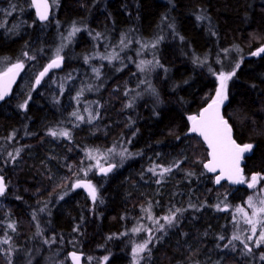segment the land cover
<instances>
[{
    "label": "trees",
    "instance_id": "trees-1",
    "mask_svg": "<svg viewBox=\"0 0 264 264\" xmlns=\"http://www.w3.org/2000/svg\"><path fill=\"white\" fill-rule=\"evenodd\" d=\"M26 1L29 23L34 26L21 33H0V56L16 57L28 49L43 67L52 51L44 52L43 47L55 43L56 30L38 29L43 23L36 21L31 2ZM169 9L173 26L168 25L174 30L159 41V63L149 73L159 103L143 98L135 113L127 107L128 90L140 80L135 64L115 70L98 95L97 118L91 125L68 123L69 137L51 135L54 124L68 117L70 107L57 102L51 88L42 92L45 82L20 92L16 87L9 99L0 102V175L8 184L0 196V264H17L15 252L41 248L44 235L54 240L52 246L66 264H71L73 251L82 254L83 261L90 257L101 264L107 257L104 264H129L130 230L146 206L156 215L181 209L176 212L178 226L152 245V264H249V256L264 252V246L250 253L240 244L222 247L233 227L231 210L250 195L264 199V179L254 189L215 184L214 175L204 170L208 150L189 131V116L212 100L215 74L233 71L241 61L227 83L223 112L236 140L254 145L243 164L245 176L264 174V55H253L264 44V0H63L57 18L65 24L74 19L88 21L93 31L116 35V40L123 30L134 37L152 34ZM198 16L208 22L202 23ZM194 20L201 22L196 26ZM84 34L72 48L77 58L90 47ZM83 41L86 48H81ZM65 55L63 69L51 76L79 65L80 57L77 61L69 58L70 53ZM206 57L210 62L199 63ZM24 103L26 107L21 108ZM92 127L94 134L89 132ZM116 144L129 145L137 157L107 176L96 172L84 176L88 152ZM177 159L181 163L165 181L144 173L148 164ZM80 179L90 180L96 188L95 201L74 186ZM64 190L67 193L56 200ZM46 203L48 222L36 218ZM40 221L48 230L39 231Z\"/></svg>",
    "mask_w": 264,
    "mask_h": 264
},
{
    "label": "rangeland",
    "instance_id": "rangeland-1",
    "mask_svg": "<svg viewBox=\"0 0 264 264\" xmlns=\"http://www.w3.org/2000/svg\"><path fill=\"white\" fill-rule=\"evenodd\" d=\"M12 2V0H0V25H2L0 26V33H21L22 31H25L27 27L34 26L33 22L29 23L28 16L30 12L27 5V1L17 0L16 2L14 0V2ZM51 2L55 9L53 13V20L38 27V29H44V31L54 29V31L56 30L57 32H55L57 34V40L55 41V43L50 46L44 45L43 47L44 52L49 48H51L52 50L51 54L48 57V60L53 57H56L57 49H60V56L65 58V54L69 56L70 53L71 57L69 58L72 60L76 59L77 56L72 53L73 49H71V51L69 49L74 46L73 43H75V46L79 45V43L81 42L80 36L83 33L87 35L86 38L88 37L89 39H87L89 40V43H91L90 47L88 46V50H86L81 55H78V58L76 59L78 61L80 57V63L78 66L68 69L63 74H53L54 76L52 75L51 77H49V79L45 80V83L43 84V87L41 89V91L43 90L42 92H44L45 90H47L46 88H51L54 95L56 96L55 99L57 100V102H59L61 105H64L65 108L70 107L68 117H62L60 119V122H58L60 124L55 123L53 126V131L58 133V135L56 136H70V129L67 127L68 123L74 125L88 123L91 125V123H93L98 116V95L100 94V92H102L103 88L106 87L107 82L109 81L110 77L114 74L115 70H121L124 67H127L129 64L136 65L137 72L140 74L139 78L141 81L138 80L137 86L132 90H128L129 98L127 100V107L135 113L138 108V103L140 101H143V98H146L144 100H149L152 103H159L160 95L156 86L151 84L149 73L154 71L153 69L157 67V64L159 63V60L156 57V52H158L157 45L159 41H163L166 38L165 33L169 32L170 29L174 30L172 27L173 24H171L173 22L170 16L172 15L170 9L164 14L165 19L161 20V22L158 24L159 26L157 25L159 28H155L151 37L150 35L146 37H134L133 33L130 34L128 31L123 30L122 32H119V35L115 40L116 35H107V33H104L103 31H93L94 28L91 29L87 24L88 21L85 20L74 19V21L72 20L67 25L63 24V26L61 24L63 22H61L57 18L63 0H52ZM11 5H15L14 11L11 9ZM9 12H11L10 15L8 14ZM58 20L59 24L57 23ZM81 21L86 22V25L84 23H78ZM74 22H76L77 24H74ZM168 24H171L172 26ZM73 27H76L80 30L75 32L73 35H69L72 32ZM57 29L59 30V32ZM77 36L78 38H76ZM86 43L87 42L84 41V45H82L81 48H86ZM67 51L68 53H66ZM24 53H27L28 55L25 56ZM29 57H31V55L28 49L22 51L16 57H12L11 55L7 54L0 56V72L7 70L13 64L17 63L20 60L26 61V70L23 74L24 76H22L25 80L22 78V80L20 81L21 85H18L17 87V90L19 92L23 89L28 88L29 86L30 88H33L34 83L32 82L35 81L39 70L42 68V65L39 66V60H37L36 57H32V59H29ZM86 57L88 58L87 62L85 60ZM105 57H112V59H105ZM200 61H203L202 64L210 62L209 58L207 57L201 59ZM240 63L241 61H238L234 65L233 71L236 69L237 64H239L240 66ZM94 68L99 70L98 73L93 71ZM209 69H213L212 65L209 66ZM221 72L229 73L232 71H220L215 74L217 83L215 92L212 96V100L215 98L217 89L220 88L219 75ZM30 74L32 76L36 74L33 76L34 80ZM77 90L79 91L77 92ZM227 90L228 88L226 87L228 97ZM82 93L84 94L82 95ZM96 99L98 102L96 101ZM227 100H225L224 104L227 102ZM23 105H25V103ZM73 113H76L77 115L74 116ZM190 116H194V114ZM79 117H83V119H79ZM94 130H96L95 127H92L89 131L90 134H94ZM62 131L68 132L69 136L59 135V133ZM17 150H19V147L15 151L16 154ZM135 157L137 156L130 151L129 145L120 146L116 144L101 151L90 150L86 157L87 165L83 170V174L84 176H89L92 173L96 172L100 167L114 161V163H117L118 168L124 167L129 162L134 160ZM180 163V159H177L174 163L169 162L168 164L151 163L146 166L144 173L150 176L151 178H155L157 181L162 182L165 181L171 175L172 171L176 169ZM164 168H170L171 171L163 172V174L161 175L162 170ZM152 169H154L155 172L151 171ZM252 176L253 174L246 177V186H248L249 183H252ZM262 179H264V174L257 176V180L254 182L255 187H249V189L257 188L260 184H262ZM65 193H67L66 190L61 191L55 199L58 200L60 197L64 196ZM249 197L252 198V204L255 205V208L249 205ZM249 197H247L243 203L236 205L234 209L231 210L233 227H231L230 237L225 239V242L223 243L222 247H224L225 244H228V241L232 240L233 236H238L239 239L233 240L232 244H229L228 247L225 248H235L238 244H240V246L245 249H251L250 252H252L255 248L257 251L261 250L258 248L264 246V241L260 240V233L264 232V213H259L257 211L260 207H264V203H262L264 202V199L258 201L255 200L254 197L251 195ZM55 199L52 200V204L54 203ZM46 204L39 208L36 213V218L40 220L44 219L46 220V222H48V209L46 207L48 206V204ZM221 208H224V206H221ZM227 210H229V207H227ZM171 214L172 213H164L161 215H156L150 207L146 206L144 208L142 214L135 221V224L130 230V235L132 237L131 242L133 247L129 264H137V260L139 261V264H152V258H154L152 257V254L154 253V251L151 249L152 245L154 244L155 246L158 242L164 240L165 236L170 234L169 231L177 227L179 224L177 214L176 221L173 222L172 226H169L167 222L163 219V217L169 216ZM249 221H252V223H249ZM40 222L42 223V221ZM161 224L164 225L163 229L160 228ZM30 227L32 228L31 225ZM38 229L40 232L43 231V229L44 231L48 230L47 226L45 225V222L42 223V226L38 224ZM253 229H255V233H253ZM25 235L26 234L24 232L23 236L25 237ZM150 238L152 240V243L148 244V248L151 250L150 253L145 250L144 252L140 253L138 257L134 258V250L136 249V247L138 245L144 244ZM42 240L45 245L43 244L41 248L33 247L32 249H25L24 251H16V257L19 258L16 261L17 264H36L37 256L41 257V264H66L65 259L58 257L59 255H61V253H59V249L52 246L54 240H49L45 235ZM257 242H259V246H257ZM250 252L248 251V253ZM262 255H264V252H261V254L257 255V257L249 256L248 258L251 259L249 264H264V259H261ZM255 258H257L256 261ZM54 259L56 262H54ZM12 260L14 261V259ZM83 262L84 264H100L99 261L96 262L90 257L87 261Z\"/></svg>",
    "mask_w": 264,
    "mask_h": 264
},
{
    "label": "snow or ice",
    "instance_id": "snow-or-ice-1",
    "mask_svg": "<svg viewBox=\"0 0 264 264\" xmlns=\"http://www.w3.org/2000/svg\"><path fill=\"white\" fill-rule=\"evenodd\" d=\"M11 9L15 10V5L10 6ZM42 7V11L38 13L39 19L41 21H45L48 19V4L47 0H42V4L40 5ZM9 15L11 12L8 13ZM205 17L198 16L197 20H203ZM2 26V25H0ZM80 29L73 27L72 32L69 35H73L75 32L79 31ZM99 35V34H97ZM162 39V38H161ZM181 39H183L181 37ZM158 42V41H157ZM227 51V50H225ZM60 49H57L56 58L51 61L50 64L45 68L44 72L40 73V77H43L49 69L57 68L60 66V63L63 61V57L60 56ZM260 53H264V47H261L258 49L256 53H253V55H258ZM25 56H27V53H24ZM29 59H32V57H29ZM87 57L85 58L87 62ZM105 59H112V57H105ZM199 63H203V61H199ZM23 68L22 63H17L13 65L12 69H9L10 72L15 70H19ZM236 68H239V64L236 65ZM94 72L98 73V69H93ZM235 75V71L229 72V73H223L221 72L219 75L220 79V88L217 89L215 98L212 100V103L208 105L207 108L203 110V112L199 116H190L189 120H191L192 123V132L199 133L203 139L207 142L208 146L211 148L210 156L212 157L207 164L204 165V167L211 172H215L216 169L219 167L221 169V175L216 177V183H220V181L227 176V179L232 181L235 184L244 183V177L242 176V170L239 167L240 160L242 157V154L244 152L249 151L253 146L251 144H245L243 146H240L236 144V142L232 139V128L229 125L228 121L224 119V117L220 114V107L224 104L225 100H227V81H229L233 76ZM40 80L37 79L36 83L39 84ZM9 91V83L5 82L3 84H0V100H3L5 96L8 94ZM131 106V105H129ZM21 108L26 107L25 105H20ZM73 115H77L76 113H73ZM79 119H83V117H79ZM51 135L56 136L58 133L55 131L51 132ZM61 136H69V133L66 131H62L59 133ZM11 155V154H10ZM17 155H19V150H17ZM112 167L114 165L110 166L109 168L102 169L101 171L107 173L111 171ZM151 171L155 172L154 169ZM171 171L170 168H164L162 170L161 175L163 172H169ZM252 183L248 184V187L252 188L255 187V181L257 180V176L253 175L251 177ZM82 185L77 183L75 187H81ZM84 187L88 188L89 194L91 195V198L93 201L97 199V190L94 186H92L90 183L84 184ZM6 191V185L3 183V178L0 177V196H3ZM62 198V197H61ZM248 203L250 206L255 208V205L252 204V198L249 197ZM264 203V202H262ZM191 207V205H190ZM239 210V209H238ZM181 209H176V212H180ZM259 213H264V207H260L257 210ZM176 212H173L169 216L163 217V219L167 222L169 226L173 225V222L176 221ZM249 223H252V221H249ZM10 228H15V225L10 224ZM164 225L161 224L160 228L163 229ZM253 233H255V229H253ZM221 240L224 239L223 236L220 237ZM239 239L238 236H233L232 240L228 241V244H225L224 247H228L229 244H232L233 240ZM260 240L264 241V232L260 233ZM152 243L151 238L146 241L142 245H138L136 249L134 250V258L138 257L140 253L147 250L150 253V249L148 248V244ZM257 246H259V242H257ZM250 252L251 249H248ZM71 257L74 261L79 264V256H77L76 253H71ZM142 258V257H140ZM107 259V257H105ZM261 259H264V255L261 256ZM137 264H139V261L137 260Z\"/></svg>",
    "mask_w": 264,
    "mask_h": 264
},
{
    "label": "water",
    "instance_id": "water-1",
    "mask_svg": "<svg viewBox=\"0 0 264 264\" xmlns=\"http://www.w3.org/2000/svg\"><path fill=\"white\" fill-rule=\"evenodd\" d=\"M30 1H31V4H32L33 10H34V12H35V15H36L37 20H38L39 22H41V23L47 22V21L50 19V17H51V13H52V4H51L50 0H47V4H48V19L45 20V21H41V20L39 19V15H38V13H39L40 11L43 10L42 7H40V5L42 4V0H30ZM261 47H264V44L261 45L260 47H258V48L255 50V53H256V52L258 51V49H260ZM258 55H264V53H260V54H258ZM55 58H56V57H55ZM55 58H52L51 60H49V61L43 66V68L40 70V72L38 73V75H37V77H36V80H35V82H34V87H38V86H40V85L42 84V82L44 81V79L47 78V77H48L53 71L61 70V69L64 67L65 60H64V58H63V61L60 63V66H59V67L49 69V71H48L43 77H40V73L44 72V70H45V68L48 66V64H50L51 61H52L53 59H55ZM17 63H22V64H23V68L19 69L18 71L15 70V69H13V71L10 72L9 69H12V68H13V65H12L8 70H6V71L0 73V84H3V83H5V82H8V83H9V91H8V94L5 96V98H4L3 100H5V99L11 97V95H12V93H13V90H14L15 87L17 86V84H18V82H19V80H20V78H21V75H22V73H23V71H24V68H25L24 63H23V62H17ZM17 63H16V64H17ZM14 65H15V64H14ZM38 78H39V80H40L39 84L36 83V81H37ZM3 100H0V102L3 101ZM211 103H212V101L208 102V103H207L205 106H203V107L201 108V110H200L196 115H194V116H199V115L203 112V110H204L205 108H207L208 105L211 104ZM223 105H224V104H223ZM223 105L220 107V114L224 117V119H226V120L228 121L229 125H230L231 128H232V139L236 142V144H238V145H240V146H243V145H245V144H251V145L253 146L249 151L244 152V153L242 154V157H241V160H240V164H239V167H240V169L242 170V173H241V174H242V176L244 177V181H245V172H244L243 164H244V162H245L246 157H247V156H250V155L252 154L253 149H254V145H253L252 143H240V142H238V141L236 140V138H235V136H234V130H233V127H232L231 123L229 122V120L227 119V117L224 115V112H223ZM192 123H193V122L190 120V123H189V131H190L191 133H193V134L199 136V137L202 139L203 143L205 144V146H206V148H207V150H208V158H207V160L204 162V165H205V164H207L208 161L212 158V157L210 156L211 148L208 146L207 142L203 139V137H202L199 133H196V132H192V131H191ZM112 165H114V167H112L111 171H109V172H107V173L101 171L102 169L109 168V167L112 166ZM116 166H117V165H116V163H114V162L107 163V164H105L104 166L100 167V168L96 171V174H97L98 176H107V175H109L110 173H112V172L116 169ZM204 168H205V167H204ZM205 170H206L208 173L214 175V181H215V184H217V185H221L223 182H228L231 186H244V185L246 184L245 182H244V183H240V184H235V183H233L232 181L228 180L226 175H225V177L220 181V183H216V177L219 176V175H221V169L218 167V168L216 169L215 172L208 171L206 168H205ZM255 175L258 176L257 173H255ZM0 177L3 178V183L6 185V191H7V189H8V185H7V182H6V178H5L4 176H2V175H0ZM77 183L81 184L82 186H81V187H76V188H81V189H83V190H84V191H85V192L91 197V195L89 194V190H88V188L84 187L83 185H84V184H88V183H90V184L93 186V184H92L90 181L85 180V179L76 180V181L74 182V186H75ZM6 191H5V193H6ZM5 193H4V195H5ZM91 199H92V198H91ZM225 210H227V207H225ZM72 253H73V252H72ZM76 254H77V256H79V258H80V259H79V264H83V255L80 254V253H76ZM70 258L72 259V257H71V253H70ZM72 261L74 262V264H77V262L74 261L73 259H72ZM104 263H105V259L102 261L101 264H104Z\"/></svg>",
    "mask_w": 264,
    "mask_h": 264
},
{
    "label": "bare ground",
    "instance_id": "bare-ground-1",
    "mask_svg": "<svg viewBox=\"0 0 264 264\" xmlns=\"http://www.w3.org/2000/svg\"><path fill=\"white\" fill-rule=\"evenodd\" d=\"M12 1L14 2V0H12ZM15 1L17 2V0H15ZM51 1H52V0H51ZM13 2H12V3H13ZM16 2H15V3H16ZM31 7H32V6H31ZM31 10H32V9H31ZM54 10H55V9H54V7H53V13H54ZM32 12H33V10H32ZM34 15H35V14L33 13V16H34ZM52 16H53V15H52ZM34 17H35V16H34ZM23 19H24V17H23ZM35 19H37V18H35ZM196 19H197V18H196ZM196 19H195V20H196ZM195 20H194V21H195ZM203 20H204V19H203ZM203 20H202V23H203ZM205 20H207V19H205ZM22 21H23V20H22ZM22 21H19V22H22ZM36 21H38V20H36ZM49 21H51V20H49ZM73 21H74V20H73ZM61 22H63V21H61ZM70 22H71V21H70ZM195 22H196V21H195ZM199 22H201V21L196 22L197 24L195 23L196 26L200 24ZM207 22H208V20H207ZM57 23L59 24V20H58ZM67 23H68V22H66V24H67ZM75 23H76V22H74V24H75ZM78 23L80 24V22H78ZM82 23H83V22H81V24H82ZM198 23H199V24H198ZM202 23H201V24H202ZM209 23H210V21H209ZM21 24H22V23H21ZM61 24L63 25V24H65V23H61ZM61 24H60V25H61ZM76 24H77V23H76ZM205 24H206V23H205ZM203 25H204V24H203ZM46 26H47V25H46ZM63 26H64V25H63ZM158 26H159V25H158ZM158 26L156 25V27H158ZM204 26H205V25H204ZM156 27H155V28H156ZM207 27H208V25H207ZM57 28H58V27H57ZM83 28H84V26H83ZM155 28H154V29H155ZM158 28H159V27H158ZM197 28H199V27H197ZM58 29H59V28H58ZM58 29H57V30H58ZM66 29H68V28H66ZM152 29H153V27H152ZM204 29H205V28H204ZM205 30H206V29H205ZM46 31H47V30H46ZM66 31H67V30H66ZM70 31H71V30H70ZM84 31H85V30H84ZM151 31H152V30L150 29L149 32H151ZM153 31H154V30H153ZM153 31H152V32H153ZM58 32H59V30H58ZM140 32H141V31H140ZM149 32H148V33H149ZM56 33H57V32H56ZM66 33H68V32H66ZM69 33H70V32H69ZM142 33H143V32H141V35H142ZM148 33H147V34H148ZM78 34H79V32H78ZM78 34H77V35H78ZM154 34H155V33H154ZM56 35H57V34H56ZM84 35H85V34H84ZM144 35H146V33H145ZM151 35H152V34H150V37H151ZM78 36H79V35H78ZM78 36H77L76 38H78ZM80 37H81V36H80ZM87 38H88V37H87ZM55 41H56V40H55ZM88 41H89V40H88ZM83 42H84V41H83ZM52 44H53V43H52ZM52 44H51V45H52ZM73 44H75V43H73ZM90 44H91V43H90ZM71 45H72V44H71ZM72 48H73V46L71 47V49H72ZM254 52H255V51H254ZM256 56H257V55H256ZM66 57H67V56H66ZM66 57H65V58H66ZM54 58H55V57H54ZM63 58H64V57H63ZM65 58H64V59H65ZM51 59H52V58H51ZM47 60H48V59H47ZM66 60H67V59H66ZM10 62H11V61H10ZM13 62H14V61H13ZM15 62H16V61H15ZM46 63H47V62H46ZM43 66H44V65H43ZM25 67H26V66H25ZM82 67H83V66H82ZM62 69H63V68H62ZM62 69H61V70H62ZM4 71H5V70H4ZM39 71H40V70H39ZM0 73H1V72H0ZM35 73H36V72H35ZM51 74H52V73H51ZM54 74H55V72H54ZM30 75H31V74H30ZM34 75H36V74H34ZM34 75H33V76H34ZM55 75H56V74H55ZM23 76H24V75H23ZM31 76H32V75H31ZM33 76H32V77H33ZM49 76L51 77V75H49ZM53 76H54V75H53ZM29 77H30V76H29ZM32 77H31V79H32ZM22 78H23V77H22ZM47 78H48V77H47ZM47 78H46V79H47ZM23 79H24V78H23ZM48 79H49V78H48ZM24 80H25V79H24ZM33 80H34V77H33ZM20 81H21V79H20ZM48 81H49V80H48ZM22 82H23V81H22ZM44 82H45V81H44ZM44 82H43V83H44ZM32 83H34V82H32ZM19 85H21V84L19 83ZM19 87H20V86H19ZM36 88H38V87H36ZM78 91H79V90H77V92H78ZM75 94H76V93H75ZM83 94H84V93H82V95H83ZM76 95H77V94H76ZM79 96H80V95H79ZM8 99H9V98H8ZM6 100H7V99H6ZM1 102H2V101H1ZM107 125H108V124H107ZM120 125H121V124H120ZM120 125L118 124V127H119ZM110 126H111V125H110ZM110 126H108V127H110ZM111 127H112V126H111ZM118 127H117V128H118ZM113 161H114V160H113ZM114 162H115V161H114ZM116 162H118V161H116ZM204 170H205V169H204ZM212 176H213V175H212ZM213 177H214V176H213ZM89 181H90V180H89ZM224 183H225V182H224ZM227 184H228V183H227ZM81 190H82V189H81ZM3 196H4V195H3ZM146 211H147V210H146ZM135 226H136V225H135ZM133 228H134V227H133ZM134 242H135V241H134ZM68 245H69V244H68ZM44 248H45V247H44ZM73 252L75 253L76 251H73ZM45 253H46V252H45ZM49 253H50V252H49ZM68 253H69V251H68ZM46 255H47V254H46ZM54 256H55V255H54ZM49 257H51V256H49ZM58 257H60V256H58ZM47 259H48V258H47ZM56 259H57V258H56ZM57 260H58V259H57ZM48 262H49V261H48ZM54 262H56L55 259H54ZM50 263H51V262H50ZM45 264H46V263H45ZM47 264H48V263H47Z\"/></svg>",
    "mask_w": 264,
    "mask_h": 264
},
{
    "label": "flooded vegetation",
    "instance_id": "flooded-vegetation-1",
    "mask_svg": "<svg viewBox=\"0 0 264 264\" xmlns=\"http://www.w3.org/2000/svg\"><path fill=\"white\" fill-rule=\"evenodd\" d=\"M25 66H26V65H25ZM25 70H26V67H25ZM21 80H22V78H21ZM14 91H15V89H14ZM14 91H13V92H14ZM69 256H70V255H69ZM40 259H41V258H39V259L36 258V264H41V263H40ZM70 259H71V258H70ZM71 261H72V260H71ZM72 263H73V261H72ZM28 264H29V263H28Z\"/></svg>",
    "mask_w": 264,
    "mask_h": 264
}]
</instances>
